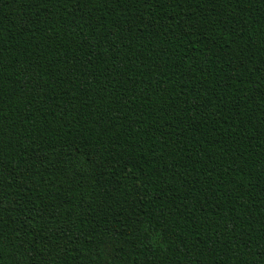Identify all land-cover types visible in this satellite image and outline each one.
Instances as JSON below:
<instances>
[{
  "label": "trees",
  "instance_id": "16d2710c",
  "mask_svg": "<svg viewBox=\"0 0 264 264\" xmlns=\"http://www.w3.org/2000/svg\"><path fill=\"white\" fill-rule=\"evenodd\" d=\"M0 264H264V0H0Z\"/></svg>",
  "mask_w": 264,
  "mask_h": 264
}]
</instances>
